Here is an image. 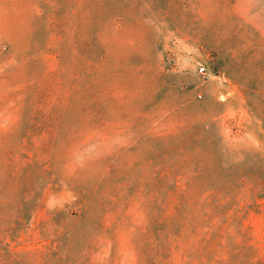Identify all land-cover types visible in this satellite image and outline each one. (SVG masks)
<instances>
[{
  "label": "rangeland",
  "instance_id": "obj_1",
  "mask_svg": "<svg viewBox=\"0 0 264 264\" xmlns=\"http://www.w3.org/2000/svg\"><path fill=\"white\" fill-rule=\"evenodd\" d=\"M246 86L264 0H0V264L264 263Z\"/></svg>",
  "mask_w": 264,
  "mask_h": 264
},
{
  "label": "crops",
  "instance_id": "obj_2",
  "mask_svg": "<svg viewBox=\"0 0 264 264\" xmlns=\"http://www.w3.org/2000/svg\"><path fill=\"white\" fill-rule=\"evenodd\" d=\"M242 88L244 89V91L246 93V94L244 93L245 96H247V93H248L250 95H257L260 97H264V93L261 90H259L257 87L246 86V87H242ZM223 91L224 92L222 94L224 96H232V98L238 99L239 102H241V103H243V101H244V103H246L247 106L252 109V111L253 110L255 111L253 103H251L250 100H248V99L242 98V100H241V96H238V91H236V90L232 91V89L230 90V89H225V88L223 89ZM236 93H237V95H236ZM232 102H233L232 100H227V101L222 102V104L224 105V110L222 111L221 115L224 119V122L229 121L231 118H233V115L236 113L235 110H233V108L231 106ZM239 119H241V118H239ZM246 120H248V119H246Z\"/></svg>",
  "mask_w": 264,
  "mask_h": 264
},
{
  "label": "built area",
  "instance_id": "obj_3",
  "mask_svg": "<svg viewBox=\"0 0 264 264\" xmlns=\"http://www.w3.org/2000/svg\"><path fill=\"white\" fill-rule=\"evenodd\" d=\"M198 75L200 76V78L205 81V80H209L212 77H214L213 74H211L210 70L207 67V64H200L199 68H198ZM216 76V75H215Z\"/></svg>",
  "mask_w": 264,
  "mask_h": 264
},
{
  "label": "trees",
  "instance_id": "obj_4",
  "mask_svg": "<svg viewBox=\"0 0 264 264\" xmlns=\"http://www.w3.org/2000/svg\"><path fill=\"white\" fill-rule=\"evenodd\" d=\"M256 257H258V256H255V258ZM250 264V263H249ZM251 264H264V263H262V261L260 260V261H257V262H255V263H251Z\"/></svg>",
  "mask_w": 264,
  "mask_h": 264
}]
</instances>
